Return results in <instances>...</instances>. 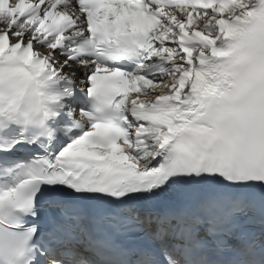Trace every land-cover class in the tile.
<instances>
[{"label": "snow or ice", "instance_id": "snow-or-ice-1", "mask_svg": "<svg viewBox=\"0 0 264 264\" xmlns=\"http://www.w3.org/2000/svg\"><path fill=\"white\" fill-rule=\"evenodd\" d=\"M0 264H264V0H0Z\"/></svg>", "mask_w": 264, "mask_h": 264}]
</instances>
